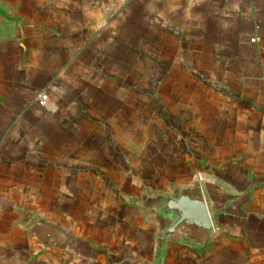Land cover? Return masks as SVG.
<instances>
[{
	"label": "crops",
	"instance_id": "obj_1",
	"mask_svg": "<svg viewBox=\"0 0 264 264\" xmlns=\"http://www.w3.org/2000/svg\"><path fill=\"white\" fill-rule=\"evenodd\" d=\"M0 264H264V0H0Z\"/></svg>",
	"mask_w": 264,
	"mask_h": 264
},
{
	"label": "water",
	"instance_id": "obj_2",
	"mask_svg": "<svg viewBox=\"0 0 264 264\" xmlns=\"http://www.w3.org/2000/svg\"><path fill=\"white\" fill-rule=\"evenodd\" d=\"M146 212L158 226L159 262L165 254L167 241L179 236L208 238L213 224L198 181L174 183L168 191L147 195Z\"/></svg>",
	"mask_w": 264,
	"mask_h": 264
},
{
	"label": "built area",
	"instance_id": "obj_3",
	"mask_svg": "<svg viewBox=\"0 0 264 264\" xmlns=\"http://www.w3.org/2000/svg\"><path fill=\"white\" fill-rule=\"evenodd\" d=\"M251 41H256V38L255 37H252L251 38ZM40 102L45 105V103L47 102V97L45 94L41 93L40 94Z\"/></svg>",
	"mask_w": 264,
	"mask_h": 264
}]
</instances>
